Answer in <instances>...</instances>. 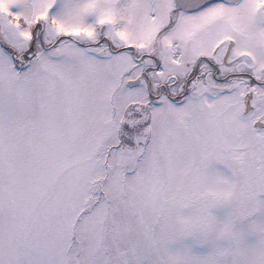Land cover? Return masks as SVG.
Returning a JSON list of instances; mask_svg holds the SVG:
<instances>
[{"label": "snow or ice", "instance_id": "obj_1", "mask_svg": "<svg viewBox=\"0 0 264 264\" xmlns=\"http://www.w3.org/2000/svg\"><path fill=\"white\" fill-rule=\"evenodd\" d=\"M0 264H264V0H0Z\"/></svg>", "mask_w": 264, "mask_h": 264}]
</instances>
